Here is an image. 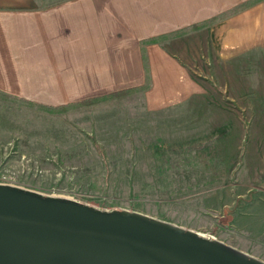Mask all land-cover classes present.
<instances>
[{
  "label": "rangeland",
  "instance_id": "1",
  "mask_svg": "<svg viewBox=\"0 0 264 264\" xmlns=\"http://www.w3.org/2000/svg\"><path fill=\"white\" fill-rule=\"evenodd\" d=\"M205 35L190 106L148 110L141 89L55 107L0 94V170L16 187L212 235L264 262V90L230 98L213 85Z\"/></svg>",
  "mask_w": 264,
  "mask_h": 264
},
{
  "label": "crops",
  "instance_id": "2",
  "mask_svg": "<svg viewBox=\"0 0 264 264\" xmlns=\"http://www.w3.org/2000/svg\"><path fill=\"white\" fill-rule=\"evenodd\" d=\"M204 30L205 77L261 94L264 0H0V92L55 107L145 87L148 110L190 106Z\"/></svg>",
  "mask_w": 264,
  "mask_h": 264
},
{
  "label": "water",
  "instance_id": "3",
  "mask_svg": "<svg viewBox=\"0 0 264 264\" xmlns=\"http://www.w3.org/2000/svg\"><path fill=\"white\" fill-rule=\"evenodd\" d=\"M0 264H264L140 214L0 184Z\"/></svg>",
  "mask_w": 264,
  "mask_h": 264
},
{
  "label": "built area",
  "instance_id": "4",
  "mask_svg": "<svg viewBox=\"0 0 264 264\" xmlns=\"http://www.w3.org/2000/svg\"><path fill=\"white\" fill-rule=\"evenodd\" d=\"M16 178H17V176H16V173L14 171L6 169V168H3L2 170H0V184H5V185H9V186H18V182H16ZM203 235H205V234H203ZM205 236H207V235H205ZM208 237L211 239H215V237L212 235H208Z\"/></svg>",
  "mask_w": 264,
  "mask_h": 264
},
{
  "label": "trees",
  "instance_id": "5",
  "mask_svg": "<svg viewBox=\"0 0 264 264\" xmlns=\"http://www.w3.org/2000/svg\"><path fill=\"white\" fill-rule=\"evenodd\" d=\"M152 41V40H151ZM138 89H141L142 91L145 90V87H138V88H128V89H123V90H119V91H116V92H113V93H110V94H107V95H103V96H99V97H93L91 99H87L85 101H90V102H93V101H97V100H103L104 98H108V97H111V96H117L119 94H122V93H130V92H133V91H136ZM3 96H5L6 94L4 93H1ZM22 101H25L23 99H21ZM27 104H30L32 105L31 102L29 101H25Z\"/></svg>",
  "mask_w": 264,
  "mask_h": 264
},
{
  "label": "bare ground",
  "instance_id": "6",
  "mask_svg": "<svg viewBox=\"0 0 264 264\" xmlns=\"http://www.w3.org/2000/svg\"><path fill=\"white\" fill-rule=\"evenodd\" d=\"M199 235H202V234L199 233ZM202 236H204V235H202ZM227 245H228V244H227Z\"/></svg>",
  "mask_w": 264,
  "mask_h": 264
}]
</instances>
